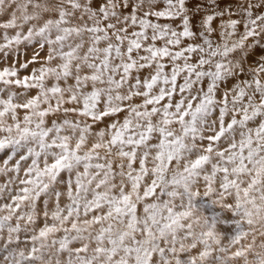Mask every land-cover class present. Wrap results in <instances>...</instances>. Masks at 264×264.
Masks as SVG:
<instances>
[{"label": "snow or ice", "instance_id": "snow-or-ice-1", "mask_svg": "<svg viewBox=\"0 0 264 264\" xmlns=\"http://www.w3.org/2000/svg\"><path fill=\"white\" fill-rule=\"evenodd\" d=\"M0 154V264H264V0H0Z\"/></svg>", "mask_w": 264, "mask_h": 264}, {"label": "rangeland", "instance_id": "rangeland-1", "mask_svg": "<svg viewBox=\"0 0 264 264\" xmlns=\"http://www.w3.org/2000/svg\"><path fill=\"white\" fill-rule=\"evenodd\" d=\"M20 56L23 58L25 55H31V46H28L27 48H21L19 52H13L12 59L14 60L17 56ZM2 155V154H0Z\"/></svg>", "mask_w": 264, "mask_h": 264}]
</instances>
